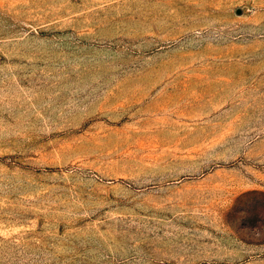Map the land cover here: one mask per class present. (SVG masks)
<instances>
[{"label":"rangeland","instance_id":"rangeland-1","mask_svg":"<svg viewBox=\"0 0 264 264\" xmlns=\"http://www.w3.org/2000/svg\"><path fill=\"white\" fill-rule=\"evenodd\" d=\"M0 264H264V0H0Z\"/></svg>","mask_w":264,"mask_h":264}]
</instances>
